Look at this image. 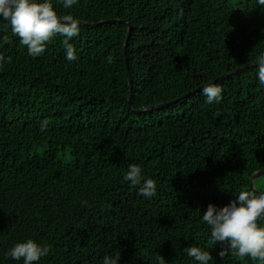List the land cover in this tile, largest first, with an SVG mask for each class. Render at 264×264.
<instances>
[{
    "label": "trees",
    "instance_id": "trees-1",
    "mask_svg": "<svg viewBox=\"0 0 264 264\" xmlns=\"http://www.w3.org/2000/svg\"><path fill=\"white\" fill-rule=\"evenodd\" d=\"M53 4L80 21L74 61L60 35L33 57L0 22V264H23L5 253L27 239L50 246L39 264H103L105 255L119 264H193L189 246L209 251L210 264H249L219 257L201 217L208 204L251 191L264 170L256 0ZM242 68L215 83L219 103L199 91L158 108ZM130 165L156 181L155 197L123 181Z\"/></svg>",
    "mask_w": 264,
    "mask_h": 264
},
{
    "label": "clouds",
    "instance_id": "clouds-1",
    "mask_svg": "<svg viewBox=\"0 0 264 264\" xmlns=\"http://www.w3.org/2000/svg\"><path fill=\"white\" fill-rule=\"evenodd\" d=\"M77 3L78 0H62L65 9H71ZM256 6L264 12V0H256ZM0 22L10 26L11 33L19 38L20 44L27 46L30 56H41L47 42L58 34L63 37L65 59L74 61L77 58L70 41L79 36L80 21L71 14L58 15L53 0H0ZM107 59L111 62V57ZM252 64L258 84L264 86V51L255 56ZM222 92V87L215 84L205 85L202 90L209 104L221 102ZM45 128L46 122H42L41 131ZM123 181L138 187V195L146 199L157 194L156 181L146 178L138 165L129 166ZM261 218H264V191H240L222 207L208 204L201 222L210 229L211 243L220 245L219 257L223 258L232 250L239 257L247 258L250 264H264V226L258 225ZM50 250L48 245L27 239L14 244L5 256L14 261L22 260L23 264H39ZM185 252L193 264H210L212 260L211 253L199 246H189ZM119 260L120 256L105 255L103 264H119Z\"/></svg>",
    "mask_w": 264,
    "mask_h": 264
},
{
    "label": "water",
    "instance_id": "water-1",
    "mask_svg": "<svg viewBox=\"0 0 264 264\" xmlns=\"http://www.w3.org/2000/svg\"><path fill=\"white\" fill-rule=\"evenodd\" d=\"M110 23H114V22L112 21V22H110ZM122 23H123V22H122ZM127 26H128V28H129V30H128L129 33H128L127 42H126V45H125V48H124V53H126V49H127V45H128V41H129L130 34H131V27H130L129 24H127ZM250 66H252V65H250ZM246 68H248V66H247ZM243 69H244V68H242V69H238V70H236V71H234V72H232V73H229V74H225V75H223L222 77H220L219 79H217V80H215V81H213V82H210V83H208V84H215L216 82L223 81V80L229 78L230 76L236 74L237 72H239L240 70H243ZM126 70H127L128 75H130L129 64H128V60H127V59H126ZM129 83H130V88H132V79H131V78L129 79ZM208 84H206V85H208ZM204 86H205V85H203L202 87H200V88L197 89L196 91H193V92H191V93L188 94V95H185L184 97H181V98H179V99H177V100H175V101H172L171 103H168V104H166V105H162V106H158V108H160V107H167V106H169L170 104H175V103H177V102L182 101L183 99H187L189 96H192L193 94H195V93H197V92H199V91H202ZM131 100H132V95L130 94V98H129V110H132V107H131ZM133 113H135V114H141L142 111H141V110H139V111H133ZM263 176H264V170L255 173V174L251 177V179H250V190H251V191L259 193V191H258V190L256 189V187H255V181L258 180L259 178L263 177ZM228 252L235 254V252L232 251V250H229ZM245 259H246V260L249 262V264H250V261H249L247 258H245Z\"/></svg>",
    "mask_w": 264,
    "mask_h": 264
},
{
    "label": "rangeland",
    "instance_id": "rangeland-1",
    "mask_svg": "<svg viewBox=\"0 0 264 264\" xmlns=\"http://www.w3.org/2000/svg\"><path fill=\"white\" fill-rule=\"evenodd\" d=\"M262 182H263V179L258 180L257 188L261 189Z\"/></svg>",
    "mask_w": 264,
    "mask_h": 264
}]
</instances>
